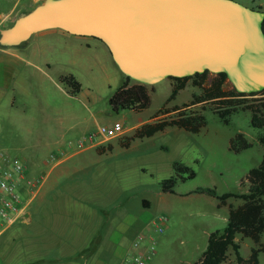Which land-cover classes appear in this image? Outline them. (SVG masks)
I'll return each mask as SVG.
<instances>
[{
    "label": "rangeland",
    "instance_id": "rangeland-1",
    "mask_svg": "<svg viewBox=\"0 0 264 264\" xmlns=\"http://www.w3.org/2000/svg\"><path fill=\"white\" fill-rule=\"evenodd\" d=\"M39 1L43 0H0V29L10 26L19 13L31 10ZM236 1L264 10V0ZM48 44L54 64L53 76L73 74L81 82L82 90L71 95L64 84L44 79L42 82L28 81V92H9L0 98V150L19 157L32 170L38 166L36 175L30 179L44 178L40 189L28 187L34 189L32 193L24 190V184L21 190L24 202L32 207L41 201L42 193L54 192L56 198L46 205L81 208L80 216L83 219L85 215L88 219L85 222L92 223V228L98 226L100 217L105 227L113 228L127 216L146 212L152 219L166 214L169 221L163 232H156V253L148 264H194L207 247L211 232L223 230L227 225L229 210L228 206L219 205L217 197L198 189L210 187L219 195L246 192L249 171L264 157V143L260 139L264 136V128L252 125L249 110L234 113L230 122L225 123L210 109L211 104H198L195 109L202 111L207 119V124L198 133L170 126L153 136L132 139L126 146V138L136 132L131 129L104 143L102 148L106 149L73 156L49 171L52 166L50 154L67 147L78 134L76 132H95L100 125H112L117 121L125 128L154 121L172 94L170 83L175 81L165 79L149 85L150 90L155 89L151 91L148 108L115 112L109 103L120 84L119 80H111L117 71L115 66L107 70L99 55L87 48L71 54L61 40L51 39ZM68 47L72 48V45ZM195 93H201V89L190 80L166 106L172 109L176 105L190 104ZM12 98L15 99L13 106L9 104ZM177 115V111H171L159 118L172 119ZM238 132L243 133L252 145L236 153L229 145ZM111 143L115 148L109 150ZM75 148L69 149L74 152ZM177 163L189 166L196 175L178 178L174 191H164L163 182L176 174ZM69 193L70 197H66ZM72 193L87 198H74ZM144 200L150 202V207L143 205ZM229 202L238 206L243 199L231 197ZM90 208L98 215L85 214ZM79 214L68 215L76 218ZM21 222L17 221L15 226L30 228ZM10 231L0 237V264H25L31 259L28 251L22 249L27 246V238L23 235L9 246L13 230ZM236 240L244 258H249L252 249L258 246L240 233ZM261 242L264 244V232ZM132 253L131 249L124 264H129ZM222 264H238L232 248ZM259 264H264V252L259 253Z\"/></svg>",
    "mask_w": 264,
    "mask_h": 264
},
{
    "label": "water",
    "instance_id": "water-1",
    "mask_svg": "<svg viewBox=\"0 0 264 264\" xmlns=\"http://www.w3.org/2000/svg\"><path fill=\"white\" fill-rule=\"evenodd\" d=\"M263 21L264 10L236 0H43L0 29V46L60 28L100 39L135 81L225 72L251 93L264 89Z\"/></svg>",
    "mask_w": 264,
    "mask_h": 264
},
{
    "label": "crops",
    "instance_id": "crops-1",
    "mask_svg": "<svg viewBox=\"0 0 264 264\" xmlns=\"http://www.w3.org/2000/svg\"><path fill=\"white\" fill-rule=\"evenodd\" d=\"M39 3L40 1L37 2V4ZM14 20H12L11 24ZM51 39L61 40L62 44L67 47L66 49L71 54L81 51L82 48L95 51L107 70H109L110 66H115L117 69L111 80L122 82V72L114 63L109 49L100 39L71 34L60 28H50L33 34L24 44L8 47L0 46V55H4V57H0V98L9 92L13 94L21 91L28 92V81L38 80L42 82L46 79L61 84L59 77L63 74L57 76H53L52 74L54 64L50 55L51 48L49 49L48 47ZM69 45H72V48H69ZM166 79L168 80L169 78ZM170 84L174 85V83ZM14 103L15 99L12 98L9 104L13 106ZM149 121H143L133 128H125L123 134L130 132L131 129L136 130ZM90 132H76L78 134L70 141L67 147L65 146L52 152L49 156V161L52 162L49 171L60 166L63 162L69 161L73 156L93 150L99 152L98 150L100 149H106L102 148L104 147V143L110 141L112 138L107 140L98 138L96 143L88 144L83 149L78 148V140ZM73 145L76 146L73 149L75 150L74 152L69 149L74 147ZM114 148L115 146L111 143L109 150ZM37 168L39 167L36 166L32 170L27 166L28 178L36 175ZM46 176L47 174H45ZM40 180V184L36 190L40 189L43 185V176L40 177ZM25 190L28 193H32L34 189L31 190L26 187ZM53 193L50 191L42 193L41 201L38 204L26 207L25 218L18 221H22L21 223H25L30 228L27 227L25 229L21 225L15 226L16 221L3 232L5 234L7 230H13L9 246H11V243L15 239L23 237V235L27 238V246L22 249L28 251L31 259L25 264H90L92 257V264H124V259L130 250L134 251V243L140 234L144 233L155 239L156 232H158L154 225L155 217L151 219L149 213L146 215V212L138 216H127L119 220L116 227L113 228L105 227L100 217L98 226L92 228V223L85 222L88 220L86 216L84 215L83 219L80 216L81 208L62 209L60 207L55 208L53 205H46L56 198V195ZM73 195H75L74 198H87L84 195L81 197L77 193H72V197ZM66 197H70V193ZM143 205L150 207V202L147 200ZM230 205H234V203L229 202V200L226 204H223V206H228V209H230ZM86 211L88 213L85 214L88 216L92 215L94 217L98 215L95 211L92 212L91 208ZM68 214L79 215L76 218H72ZM224 220H226V216H224ZM112 229L114 230L112 231Z\"/></svg>",
    "mask_w": 264,
    "mask_h": 264
},
{
    "label": "trees",
    "instance_id": "trees-1",
    "mask_svg": "<svg viewBox=\"0 0 264 264\" xmlns=\"http://www.w3.org/2000/svg\"><path fill=\"white\" fill-rule=\"evenodd\" d=\"M210 76H212L211 79H209ZM169 79L175 81L173 91L155 115L156 119L138 127L133 136L126 138L124 145L128 146L130 140L135 138L153 136L170 126L183 128L191 133L200 132L207 124V119L202 111L195 109L198 104L204 106L211 104L210 109L217 113L225 123L230 122V117L234 113L249 110L252 113V125L264 128V89L251 93L239 92L228 81L225 72L205 71L185 77L171 76ZM190 80L193 85L200 87L201 93H195L190 104L176 105L172 109L167 107V103L184 89ZM59 81L68 88V93L71 95H76L82 90L81 82L73 74H63L59 77ZM154 89L155 87H152L150 90L148 84L135 81L122 73V82L109 98V103L115 112L125 109L142 111L150 106L151 91ZM171 111H177L178 115L172 119L159 118L161 114H168ZM260 139L264 143V136ZM251 145L252 143L244 134L238 132L231 139L229 148L238 153ZM175 172V175L163 182L164 191H174L173 186L178 178H192L196 175V172L189 166L178 163L175 165ZM247 180L249 188L243 193L227 192L219 195L215 189L210 187L198 189L199 192L217 197L220 200L219 205L226 204L231 197L241 198L243 203L239 206L230 205L227 225L223 230L217 229L211 232L205 251L194 264H222L227 260L230 248L233 249L238 264H259V253L264 252V244L261 242L264 232V157L258 166L249 171ZM146 201L144 200V203ZM239 233L251 238L258 245L252 249L249 258H244L240 253L241 245L236 240Z\"/></svg>",
    "mask_w": 264,
    "mask_h": 264
},
{
    "label": "built area",
    "instance_id": "built-area-1",
    "mask_svg": "<svg viewBox=\"0 0 264 264\" xmlns=\"http://www.w3.org/2000/svg\"><path fill=\"white\" fill-rule=\"evenodd\" d=\"M125 127L121 122L112 125H100L95 132L82 136L77 146L83 149L88 144L98 141V138L105 140L120 136L124 133ZM39 180L28 178L26 164L17 156H12L5 150H0V235L16 221L25 218L27 203L24 202L21 190L26 187H36ZM25 190V189H24ZM169 221L166 214H160L154 219L156 231L163 232ZM135 249L130 256L129 264H148L156 253V241L147 234H140L135 243Z\"/></svg>",
    "mask_w": 264,
    "mask_h": 264
}]
</instances>
